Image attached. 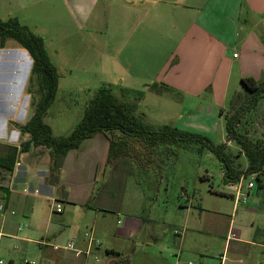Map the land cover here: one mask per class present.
I'll return each mask as SVG.
<instances>
[{
	"label": "crops",
	"instance_id": "crops-1",
	"mask_svg": "<svg viewBox=\"0 0 264 264\" xmlns=\"http://www.w3.org/2000/svg\"><path fill=\"white\" fill-rule=\"evenodd\" d=\"M18 8L6 9L0 19L16 18L41 37L59 75L57 91L60 74L76 72L123 81L132 91H157L155 87L161 86L182 92L181 113L187 116L182 115L179 122L197 116L208 129L221 118L224 107L220 106L216 117L217 108L227 102L230 86L238 88L235 79L264 81V0H22ZM57 14H66L71 23L60 19L57 40L48 42L41 28H36L41 21L35 17ZM77 34L82 42H77ZM31 67L28 52L7 38L0 46V202L5 209L0 216L1 264H15L18 255L23 264H97L100 254L105 255L102 264H220L221 254L226 256L225 264H264V191L255 182L247 188L255 181L253 175L241 185L238 198L231 184L225 185L232 190L223 194L233 199L230 216L189 214L176 221L171 248L164 235H148L142 244L154 241V251H139L134 241L140 238L143 225L152 221L124 209L117 220L120 227L107 233L98 231L99 214L93 215L86 232H91L98 245H89L86 232L80 230L66 239L70 228L52 220L47 203L52 213H61L63 221L79 214L81 222L91 210L103 211L90 203L95 186L107 184L109 173L119 162L125 163L126 157L108 165V139L96 134L55 165L49 149L42 146L18 152L13 164L3 160L9 147L19 148L29 139L19 126L29 120L38 102L31 101ZM206 91H212L209 97ZM213 91H224L219 104ZM201 131L212 137L209 129ZM85 144L90 151L83 149ZM11 164V169L4 167ZM79 190L86 195L77 198ZM57 203L61 204L59 212L54 210ZM213 213L222 214L221 210ZM25 219L31 228L22 232ZM67 243L81 253L54 249ZM34 244L41 249L37 251ZM160 245L166 250L159 251Z\"/></svg>",
	"mask_w": 264,
	"mask_h": 264
},
{
	"label": "rangeland",
	"instance_id": "rangeland-1",
	"mask_svg": "<svg viewBox=\"0 0 264 264\" xmlns=\"http://www.w3.org/2000/svg\"><path fill=\"white\" fill-rule=\"evenodd\" d=\"M21 2L22 0H0V14H4L6 9L18 8ZM35 18L41 21V27L38 24H32H35L38 30L41 28L40 32L48 42L51 39L53 41L57 40L58 31L61 27L60 19L70 21L66 14L63 16L58 14L52 16L37 15ZM65 27L67 26L65 25ZM70 27L73 29L72 24ZM77 36V42H82V38L78 34ZM236 52L238 53V51ZM52 58L57 62V57L53 53ZM60 76V86L56 98L44 119L52 127L55 137L69 135L80 122L86 105L95 97L97 91L106 89L113 96L133 107L134 115L155 130L168 126L201 134L208 137L212 143L221 144L226 142L224 116L225 114L226 116L232 115L241 104L240 100L234 105H228L229 99L233 94L232 98L234 99L236 93L243 90L240 81L236 82L235 79L233 83L238 85V88L236 89L231 85L230 91H227L229 96L227 102L217 108L216 117L219 116L220 106L224 107L221 111V118L219 121L217 120V124L215 122L209 124L208 129L212 134L210 135L212 137H209L201 133V130L204 129L205 132H208V129L202 125L203 119L189 115L187 119L192 118L189 121L190 123L186 121V118L179 122L182 115L187 116L185 113H181L180 99L183 97L182 92L167 91L161 86L155 87L157 91H132L130 88L124 87L123 81L101 79L99 74L90 72L84 74L76 72L67 75L61 73ZM30 88L33 90L31 101L36 103L40 100L37 86L30 84ZM211 93L212 91H206L205 97H209ZM223 93L224 91H213L217 104L220 103ZM141 114L143 117H140ZM244 119V124L243 121L241 122L242 132L252 139L264 140V102L261 103L258 109L247 114ZM179 124L189 129H182L178 126ZM88 148L89 144H85L83 149L87 152L90 151ZM228 153L234 157L235 165L242 169L246 168L247 159L240 153V148L236 143L230 142L228 144ZM123 161L125 163L119 162L115 166V170L109 173L110 180L107 184L101 185L98 183L95 186L90 203L103 211L91 210L89 212L91 214L81 222L79 214L71 215L63 221L60 217L61 213H52L50 210L51 203H47V210H49L52 220L56 224L70 228L64 234L66 239L69 233L72 234L78 230L84 234L90 228L89 224H91L93 215L96 213L99 214L97 228L100 233H107L115 227H120L117 220L122 218L124 209L126 213L130 212L141 216L145 220L150 219L152 221H147L143 225L140 238L138 237L134 242L139 251L144 249L153 252L156 243L149 241L142 244V238L148 235H164L167 238L166 245L171 248L173 245V232L177 229L176 221L189 214L191 217H198L199 215L210 217L230 216L233 199L223 194L231 193L232 190L227 189L222 182V171L218 160L208 150H200L199 145L193 143L183 144L177 149V154L161 147L156 154L146 155L143 160L126 157ZM252 177L241 179L240 185L245 186ZM261 179L264 180V175ZM85 192L79 190L75 192V196L77 198L84 197ZM191 199L192 203H190ZM64 207H67L66 203ZM238 208H241V203ZM217 210H221L222 214L213 213ZM39 220L41 219L39 218ZM162 222H165V225H162ZM21 224L23 225L22 232L31 228L27 219L22 221ZM19 246L20 243L18 242L17 250H19ZM34 247L37 251L41 249L36 244H34ZM165 247V245H160L157 249L164 251L166 250ZM104 260L105 255L100 254L97 264H102ZM15 264H23V257L18 255Z\"/></svg>",
	"mask_w": 264,
	"mask_h": 264
},
{
	"label": "trees",
	"instance_id": "trees-1",
	"mask_svg": "<svg viewBox=\"0 0 264 264\" xmlns=\"http://www.w3.org/2000/svg\"><path fill=\"white\" fill-rule=\"evenodd\" d=\"M7 38L15 40L32 59L29 84H35L40 100L34 106L29 120L19 126L21 134L29 139L19 148L9 147L3 160L10 159L13 164L18 152H25L30 147L42 146L50 151L51 161L57 164L70 150L77 149L82 141L103 134L108 139L106 163L114 164L123 157L143 160L156 154L161 147L177 154L183 144L193 143L212 153L218 160L224 185L235 184L243 178L254 176L258 189H263L264 180V140L252 139L242 132L244 117L258 109L264 102V81L252 77L240 79L243 90L229 99L228 105L241 100V104L232 115L224 116L226 142L214 144L198 133L164 126L159 130L144 124L134 115V108L128 106L106 89H99L95 97L86 105L83 116L75 129L66 136L54 137L44 115L53 103L58 88V72L50 61L41 37L34 34L16 18L0 19V46ZM30 86V85H29ZM140 117H143L142 114ZM234 142L247 159L246 168L235 165L234 157L228 153V143ZM150 159V157H149ZM151 160V159H150ZM12 164L5 168L11 169Z\"/></svg>",
	"mask_w": 264,
	"mask_h": 264
},
{
	"label": "built area",
	"instance_id": "built-area-1",
	"mask_svg": "<svg viewBox=\"0 0 264 264\" xmlns=\"http://www.w3.org/2000/svg\"><path fill=\"white\" fill-rule=\"evenodd\" d=\"M232 189H234L236 191V198H238L241 194L240 192V188H241V185H240V182L235 183V184H231L230 186ZM254 187V181H251L247 184V188L248 189H251ZM243 201H245V197H243ZM54 210L56 212H59L61 211V204L57 203L54 205ZM5 212V209L3 207V204L0 202V216H2ZM85 237L88 241V244L91 245L92 243H95L96 245L99 244V242L97 240H95L92 235H91V232L88 231L85 233ZM58 248H64V249H67V250H70V251H73L76 255H79L81 253V251H78L74 248L73 244L72 243H67L64 247H61V246H54V249H58ZM218 259L220 261V264H225V261H226V256L225 254H221L218 256ZM0 264H1V261H0Z\"/></svg>",
	"mask_w": 264,
	"mask_h": 264
}]
</instances>
